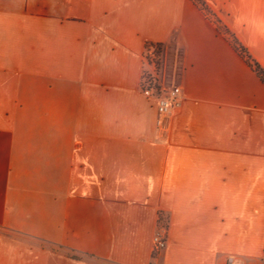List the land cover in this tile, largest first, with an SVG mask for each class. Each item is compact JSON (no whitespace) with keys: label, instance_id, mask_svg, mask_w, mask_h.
Returning <instances> with one entry per match:
<instances>
[{"label":"crops","instance_id":"1","mask_svg":"<svg viewBox=\"0 0 264 264\" xmlns=\"http://www.w3.org/2000/svg\"><path fill=\"white\" fill-rule=\"evenodd\" d=\"M201 1L0 0V264H264V83L212 22L264 71V0Z\"/></svg>","mask_w":264,"mask_h":264},{"label":"built area","instance_id":"2","mask_svg":"<svg viewBox=\"0 0 264 264\" xmlns=\"http://www.w3.org/2000/svg\"><path fill=\"white\" fill-rule=\"evenodd\" d=\"M163 52V49L158 53L157 47L154 45H147L144 53V60L146 67H154L159 54ZM144 70L141 91L147 98H152L156 101L158 120L157 125L164 129L166 120L168 117L178 112L182 106L183 94L179 84L170 85L168 87L160 86V83H156L152 78V73L149 75ZM151 76V77H150ZM153 253L157 254L166 247V230L165 227L160 228L152 239ZM233 259L228 258L226 264H233Z\"/></svg>","mask_w":264,"mask_h":264},{"label":"rangeland","instance_id":"3","mask_svg":"<svg viewBox=\"0 0 264 264\" xmlns=\"http://www.w3.org/2000/svg\"><path fill=\"white\" fill-rule=\"evenodd\" d=\"M210 15L209 12H206V15ZM212 22L215 24L217 30L223 34H229L224 26L220 25L216 19H213ZM182 61L183 53L174 43L166 44L163 48V52L159 54V57L156 60L155 66L146 67V74L149 75L152 73V78L155 79L156 83H160V86L168 87L170 85L179 84L181 72H182ZM151 77V76H150Z\"/></svg>","mask_w":264,"mask_h":264},{"label":"trees","instance_id":"4","mask_svg":"<svg viewBox=\"0 0 264 264\" xmlns=\"http://www.w3.org/2000/svg\"><path fill=\"white\" fill-rule=\"evenodd\" d=\"M196 5H198L204 12H208L204 4L201 0H192ZM228 38L230 39V42L232 46L238 51V53L241 55V57L245 60V62L252 68V70L257 74V76L260 78V80L264 83V71L260 68V66L253 61L250 56L247 54V52L236 42V40L229 36L227 34ZM154 46L157 47L158 53L166 46V44H155Z\"/></svg>","mask_w":264,"mask_h":264}]
</instances>
